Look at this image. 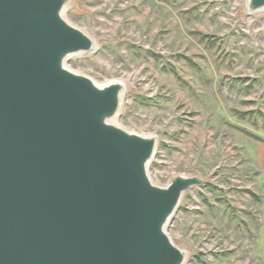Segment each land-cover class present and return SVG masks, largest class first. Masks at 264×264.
<instances>
[{
  "label": "water",
  "instance_id": "obj_1",
  "mask_svg": "<svg viewBox=\"0 0 264 264\" xmlns=\"http://www.w3.org/2000/svg\"><path fill=\"white\" fill-rule=\"evenodd\" d=\"M70 4L0 0V264H186L167 228L205 180L152 182L158 133L117 125L123 83L67 67L96 45Z\"/></svg>",
  "mask_w": 264,
  "mask_h": 264
},
{
  "label": "rangeland",
  "instance_id": "obj_2",
  "mask_svg": "<svg viewBox=\"0 0 264 264\" xmlns=\"http://www.w3.org/2000/svg\"><path fill=\"white\" fill-rule=\"evenodd\" d=\"M245 0H71L99 49L67 67L125 87L117 125L157 134L152 182L199 176L167 228L186 264H264V11Z\"/></svg>",
  "mask_w": 264,
  "mask_h": 264
},
{
  "label": "bare ground",
  "instance_id": "obj_3",
  "mask_svg": "<svg viewBox=\"0 0 264 264\" xmlns=\"http://www.w3.org/2000/svg\"><path fill=\"white\" fill-rule=\"evenodd\" d=\"M247 2H248V0H245V3H244V4H245L244 6H245V10H246V11L248 10V9H247ZM99 47H100L99 44L96 42L94 52L97 51V50L99 49ZM113 81H117V80H113ZM109 82H112V81H109ZM118 82H121V81H118ZM107 83H108V82H107ZM121 83H122V82H121Z\"/></svg>",
  "mask_w": 264,
  "mask_h": 264
}]
</instances>
